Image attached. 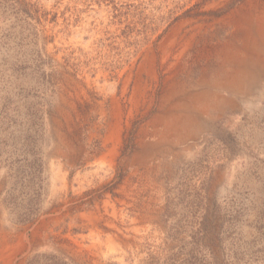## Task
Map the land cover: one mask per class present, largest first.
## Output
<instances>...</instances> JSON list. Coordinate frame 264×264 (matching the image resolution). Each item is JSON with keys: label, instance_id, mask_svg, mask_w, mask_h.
I'll list each match as a JSON object with an SVG mask.
<instances>
[{"label": "rangeland", "instance_id": "rangeland-1", "mask_svg": "<svg viewBox=\"0 0 264 264\" xmlns=\"http://www.w3.org/2000/svg\"><path fill=\"white\" fill-rule=\"evenodd\" d=\"M0 264H264V0H0Z\"/></svg>", "mask_w": 264, "mask_h": 264}]
</instances>
